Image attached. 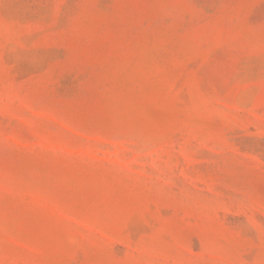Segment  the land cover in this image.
<instances>
[{"label": "rangeland", "instance_id": "1", "mask_svg": "<svg viewBox=\"0 0 264 264\" xmlns=\"http://www.w3.org/2000/svg\"><path fill=\"white\" fill-rule=\"evenodd\" d=\"M0 264H264V0H0Z\"/></svg>", "mask_w": 264, "mask_h": 264}]
</instances>
